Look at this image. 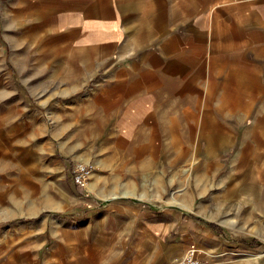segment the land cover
Returning a JSON list of instances; mask_svg holds the SVG:
<instances>
[{"label":"crops","instance_id":"crops-1","mask_svg":"<svg viewBox=\"0 0 264 264\" xmlns=\"http://www.w3.org/2000/svg\"><path fill=\"white\" fill-rule=\"evenodd\" d=\"M128 2L0 0L11 164L23 153L49 182L53 137L33 99L50 92L58 150L98 152L88 193L36 230L51 231L37 240L51 243L45 264H168L191 249L210 264H264V0H152L149 17ZM48 34L59 45L34 60ZM50 67L55 79L35 84Z\"/></svg>","mask_w":264,"mask_h":264},{"label":"rangeland","instance_id":"rangeland-1","mask_svg":"<svg viewBox=\"0 0 264 264\" xmlns=\"http://www.w3.org/2000/svg\"><path fill=\"white\" fill-rule=\"evenodd\" d=\"M29 3L31 7L35 8L41 4V0H29ZM128 3L130 11L134 13L138 12L145 17H149L153 13L152 0H129ZM138 5L140 7H137ZM120 9L124 8L121 7ZM36 17L35 20L39 21L40 24L42 17ZM48 21L49 19L46 18V22ZM2 28L5 32V28L0 22V32H2ZM58 39L57 35L51 36L48 34L38 42L33 41V48L37 49V52L34 51L32 58L35 60L40 47L46 49L56 48L59 45ZM19 43L17 41V45ZM15 51L18 54L17 58L24 60V49L17 47ZM53 67H50V70L45 73L33 71L31 74L33 81L36 80L35 84L37 80H42V78L47 81L55 79V72L52 73ZM100 72L102 71H98L97 74ZM14 73H16L18 80L19 78L23 80V72L14 71ZM27 74L30 75V73ZM20 83L19 80L18 85ZM57 100L56 93L51 92L42 99H33L34 109L39 108L48 113L49 134L50 137H53L51 140L53 145H50L53 150L49 151L48 156V183L38 182L39 177L37 175L40 169L36 167L28 168L25 165L23 153L17 152L16 159L11 164L7 148L4 144L0 145V264H45V254L50 250L49 245L53 241L51 231L36 232V230L42 225L45 227L47 221L51 225L60 214L73 211L75 195L81 194L82 196L83 192L88 193V189L92 184L90 179L86 188L77 187L69 177V171L66 172L67 178L62 173L64 172L63 165L66 163L64 159H68L72 164L70 166V163H66L70 169L76 164L83 163L91 166L95 171L96 166L93 165L92 161H94L98 152L95 146L80 145L79 150L67 152L70 156L65 158L64 155L66 154L58 150V146L66 142L61 141L63 136H60L61 133L58 132V134L56 131L57 126L64 123L62 119L55 116L59 111L56 107ZM56 159L60 163V168L57 165L56 167L51 165L54 162L53 160ZM30 227L32 229H28ZM40 235L48 238L51 242L47 247L43 248L41 243L37 242Z\"/></svg>","mask_w":264,"mask_h":264},{"label":"built area","instance_id":"built-area-1","mask_svg":"<svg viewBox=\"0 0 264 264\" xmlns=\"http://www.w3.org/2000/svg\"><path fill=\"white\" fill-rule=\"evenodd\" d=\"M74 183L80 188H86L90 182L94 169L91 166L80 163L71 169ZM168 264H210L196 255V250L191 249L186 254L176 256Z\"/></svg>","mask_w":264,"mask_h":264},{"label":"bare ground","instance_id":"bare-ground-1","mask_svg":"<svg viewBox=\"0 0 264 264\" xmlns=\"http://www.w3.org/2000/svg\"><path fill=\"white\" fill-rule=\"evenodd\" d=\"M162 108H163V107H162ZM162 110H163V109H162ZM163 111H164V110H163ZM99 131H100V130H99ZM99 131H98V132H99ZM147 140H148V139H147ZM147 142H148V141H147ZM84 163H85V162H84ZM91 186H92V185H91ZM106 187H107V186H106ZM97 191H98V190H97ZM106 191H107V190H106ZM125 194H126V193H125ZM125 194H124V195H125ZM260 195H261V194H260ZM176 206H177V205H176ZM179 207H180V206H179ZM187 207H188V206H187ZM182 208H183V207H181V209H182ZM178 209H179V208H178ZM181 209H180V210H181ZM259 226H260V225H259ZM247 257H248V256H247ZM248 259H249V258H248Z\"/></svg>","mask_w":264,"mask_h":264}]
</instances>
